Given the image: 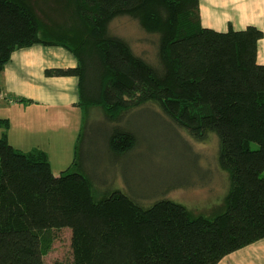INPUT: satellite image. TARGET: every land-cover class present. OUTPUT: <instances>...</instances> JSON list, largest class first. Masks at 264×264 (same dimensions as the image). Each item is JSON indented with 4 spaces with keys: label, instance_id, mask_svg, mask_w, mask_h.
Returning a JSON list of instances; mask_svg holds the SVG:
<instances>
[{
    "label": "trees",
    "instance_id": "obj_1",
    "mask_svg": "<svg viewBox=\"0 0 264 264\" xmlns=\"http://www.w3.org/2000/svg\"><path fill=\"white\" fill-rule=\"evenodd\" d=\"M74 4L76 24L64 26L45 24L29 2L0 0V73L18 49L63 47L77 65L46 75L78 78L76 106L84 115L74 161L59 175L47 152L14 148L10 121L0 119V264H220L263 240L264 31L205 27L200 0ZM123 18L132 36L113 31ZM146 106L197 142L218 137V164L228 175L221 213H194L166 197L145 205L129 192L101 188L87 145L93 110L112 125L107 146L121 157L137 141L124 126L127 115ZM65 229L72 255L49 261Z\"/></svg>",
    "mask_w": 264,
    "mask_h": 264
},
{
    "label": "rangeland",
    "instance_id": "obj_2",
    "mask_svg": "<svg viewBox=\"0 0 264 264\" xmlns=\"http://www.w3.org/2000/svg\"><path fill=\"white\" fill-rule=\"evenodd\" d=\"M24 1L34 7L45 24L54 21L64 26L76 24L71 11L75 0ZM126 21L129 19L117 20L113 31L132 36L135 28L128 23L124 25ZM5 100H9V96L3 98L0 95V117ZM158 109L146 106L127 115L124 126L135 133L137 141L134 149L121 157L115 156L107 146L112 125L104 123L100 109L93 111L92 119L96 123L92 129L95 132L86 143L97 157V163L92 162L91 166L97 178L101 179V188L105 189L107 185L129 192L133 197L142 199L145 205L166 197L187 206L194 213L207 216L221 213L228 175L218 164V137L212 134L206 142H197L187 131L172 125L163 114L158 113ZM1 129L3 127L0 126V132ZM65 147L68 148L67 143ZM53 172L59 175L61 170L55 167ZM101 188L100 192L103 191ZM71 239L72 232L63 230L48 260H69L72 255Z\"/></svg>",
    "mask_w": 264,
    "mask_h": 264
},
{
    "label": "crops",
    "instance_id": "obj_3",
    "mask_svg": "<svg viewBox=\"0 0 264 264\" xmlns=\"http://www.w3.org/2000/svg\"><path fill=\"white\" fill-rule=\"evenodd\" d=\"M200 9L205 27L226 32L257 26L264 31V0H200ZM259 61L264 64V38L259 44ZM76 65V57L67 49L36 44L15 51L0 73V95L9 96L0 119L10 121L11 144L24 152L37 148L47 152L52 169L61 172L74 161L84 115L76 106L78 78L48 77L46 70ZM3 133L1 129L0 138ZM220 264H264V239L230 254Z\"/></svg>",
    "mask_w": 264,
    "mask_h": 264
}]
</instances>
